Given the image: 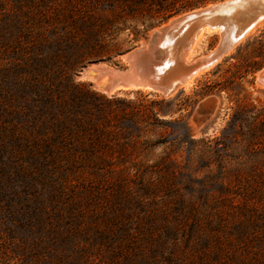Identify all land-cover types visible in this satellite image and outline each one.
<instances>
[{"label":"rangeland","instance_id":"1","mask_svg":"<svg viewBox=\"0 0 264 264\" xmlns=\"http://www.w3.org/2000/svg\"><path fill=\"white\" fill-rule=\"evenodd\" d=\"M203 5L0 0V264H264V23L169 95L95 78Z\"/></svg>","mask_w":264,"mask_h":264},{"label":"water","instance_id":"2","mask_svg":"<svg viewBox=\"0 0 264 264\" xmlns=\"http://www.w3.org/2000/svg\"><path fill=\"white\" fill-rule=\"evenodd\" d=\"M173 18L159 26L157 30L154 29L145 38L142 45L129 51L126 55L130 64L127 69L131 67L130 58L135 55V58L142 60L149 73L162 78L157 82L139 79L137 81L139 88L151 89L163 95L171 94L175 88L182 85L185 77H173V75L167 74L164 61L165 47L177 43L181 38L189 42L195 35L196 29L207 24L209 27L223 29L224 36L219 42L218 54L224 55L251 27L264 18V0H220L194 8ZM215 56L210 55L209 61L213 60ZM162 61L165 64L159 65ZM259 72L260 77H263L264 66L260 68Z\"/></svg>","mask_w":264,"mask_h":264},{"label":"bare ground","instance_id":"3","mask_svg":"<svg viewBox=\"0 0 264 264\" xmlns=\"http://www.w3.org/2000/svg\"><path fill=\"white\" fill-rule=\"evenodd\" d=\"M247 8H249V6H247ZM263 23L264 18L260 19L256 25L251 27L237 44L243 42L250 35L254 34L258 27ZM215 32L219 33L221 41L224 36L223 29L209 27L207 24L201 25L196 29L195 35L189 42L181 38L177 43H172L169 46H166L164 60L166 64L162 61L159 65L165 64V67L167 68L166 72H168L167 74H171L173 77H185L182 84L188 88V86L191 85L204 71H207L210 67L216 64L223 56L222 53L218 54V44L210 54L201 56L196 60L193 59L202 39ZM235 48L236 47L233 45L228 52H232ZM212 54L216 56L213 60L209 61L210 55ZM130 63L131 67L127 70L111 68L106 64H98L95 68V78L105 91L111 92L117 91V89L121 88L137 89L139 88V84H137L139 79L149 82H157L159 79H162L159 75L149 73L148 69H145L142 60L135 58V55L130 58ZM257 81H261L260 83L258 82V85L264 87V76L260 77V72L257 73Z\"/></svg>","mask_w":264,"mask_h":264},{"label":"trees","instance_id":"4","mask_svg":"<svg viewBox=\"0 0 264 264\" xmlns=\"http://www.w3.org/2000/svg\"><path fill=\"white\" fill-rule=\"evenodd\" d=\"M149 1L159 5L157 12L159 13V15L164 14V16L161 17V19L164 20L167 17H169L172 13L179 12L180 10L188 9L194 6L203 5L207 2H213L218 0H149ZM178 4L181 5L177 6Z\"/></svg>","mask_w":264,"mask_h":264}]
</instances>
